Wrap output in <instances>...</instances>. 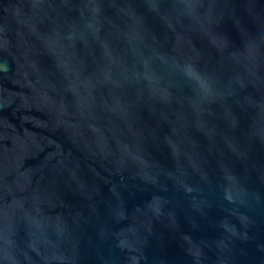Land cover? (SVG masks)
<instances>
[{
  "label": "water",
  "instance_id": "water-1",
  "mask_svg": "<svg viewBox=\"0 0 264 264\" xmlns=\"http://www.w3.org/2000/svg\"><path fill=\"white\" fill-rule=\"evenodd\" d=\"M0 264H264V0H0Z\"/></svg>",
  "mask_w": 264,
  "mask_h": 264
}]
</instances>
